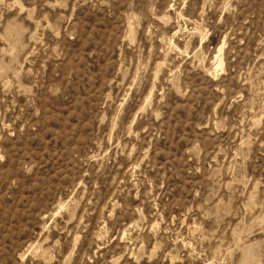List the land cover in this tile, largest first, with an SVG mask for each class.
<instances>
[{
  "label": "rangeland",
  "instance_id": "obj_1",
  "mask_svg": "<svg viewBox=\"0 0 264 264\" xmlns=\"http://www.w3.org/2000/svg\"><path fill=\"white\" fill-rule=\"evenodd\" d=\"M0 264H264V0H0Z\"/></svg>",
  "mask_w": 264,
  "mask_h": 264
},
{
  "label": "bare ground",
  "instance_id": "obj_2",
  "mask_svg": "<svg viewBox=\"0 0 264 264\" xmlns=\"http://www.w3.org/2000/svg\"><path fill=\"white\" fill-rule=\"evenodd\" d=\"M220 49H221V48H220ZM220 49L218 50V52H220V51L222 50V49H221V50H220ZM218 54H219V53H218ZM219 56H220V55H219ZM216 60H217V58H216ZM218 60H219V58H218ZM221 61H222V60L220 59V60L217 62V63H218V64H217V67H220V66H221V64H222Z\"/></svg>",
  "mask_w": 264,
  "mask_h": 264
}]
</instances>
